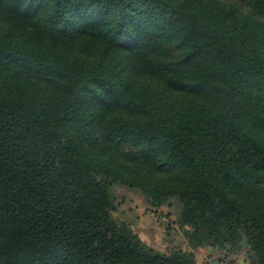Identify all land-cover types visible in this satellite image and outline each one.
Returning a JSON list of instances; mask_svg holds the SVG:
<instances>
[{
    "label": "trees",
    "instance_id": "obj_1",
    "mask_svg": "<svg viewBox=\"0 0 264 264\" xmlns=\"http://www.w3.org/2000/svg\"><path fill=\"white\" fill-rule=\"evenodd\" d=\"M118 186L177 200L189 250L117 221ZM243 240L264 264V22L215 0H0V264H194Z\"/></svg>",
    "mask_w": 264,
    "mask_h": 264
},
{
    "label": "rangeland",
    "instance_id": "obj_2",
    "mask_svg": "<svg viewBox=\"0 0 264 264\" xmlns=\"http://www.w3.org/2000/svg\"><path fill=\"white\" fill-rule=\"evenodd\" d=\"M215 1L232 3L244 13H248L264 22V15L244 1ZM126 149H132V146L127 145ZM113 194L116 202V210L112 214L113 217L117 221L130 225L144 243L166 253L177 248L189 250L183 229L175 223L179 211L177 200L173 199L169 204L165 203L160 207H151L138 191L130 190L125 186H118ZM243 252L244 248L241 249L237 256H243ZM213 255L215 258H222V255L212 254L210 256Z\"/></svg>",
    "mask_w": 264,
    "mask_h": 264
},
{
    "label": "crops",
    "instance_id": "obj_3",
    "mask_svg": "<svg viewBox=\"0 0 264 264\" xmlns=\"http://www.w3.org/2000/svg\"><path fill=\"white\" fill-rule=\"evenodd\" d=\"M218 255V253L214 252L211 248L200 249L194 252L195 262L194 264H249L244 257L241 256H230L227 258H215L214 255ZM205 256V258H204Z\"/></svg>",
    "mask_w": 264,
    "mask_h": 264
},
{
    "label": "water",
    "instance_id": "obj_4",
    "mask_svg": "<svg viewBox=\"0 0 264 264\" xmlns=\"http://www.w3.org/2000/svg\"><path fill=\"white\" fill-rule=\"evenodd\" d=\"M241 245H242V248H245V246H246V241L243 240V241L241 242Z\"/></svg>",
    "mask_w": 264,
    "mask_h": 264
}]
</instances>
